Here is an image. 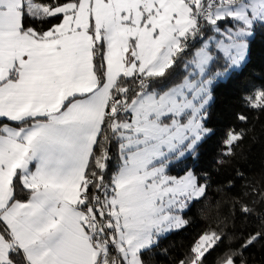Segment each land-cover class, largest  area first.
I'll return each mask as SVG.
<instances>
[{
    "label": "snow or ice",
    "instance_id": "obj_1",
    "mask_svg": "<svg viewBox=\"0 0 264 264\" xmlns=\"http://www.w3.org/2000/svg\"><path fill=\"white\" fill-rule=\"evenodd\" d=\"M258 33L264 0H0V264H146L187 229L211 187L214 88ZM242 102L264 115V87ZM245 135L227 130L216 165ZM249 195L233 209L254 226L216 264L264 244V189ZM227 227L175 264H208Z\"/></svg>",
    "mask_w": 264,
    "mask_h": 264
},
{
    "label": "trees",
    "instance_id": "obj_2",
    "mask_svg": "<svg viewBox=\"0 0 264 264\" xmlns=\"http://www.w3.org/2000/svg\"><path fill=\"white\" fill-rule=\"evenodd\" d=\"M264 87V33H258L251 44L248 68L227 79L214 88V104L210 108L209 121L216 130V137L202 150L201 167L209 171L211 187L208 198L191 210L189 227L173 232L161 239L160 245L148 254L146 264H175L187 250L193 236L228 221L226 239L218 249L208 256V264H216L218 258L239 243L240 238L254 226L248 220H241L234 213L237 201L251 199L249 189H264V115L246 108L243 97L257 88ZM245 114L248 122L239 121L236 116ZM229 128L245 130V139L237 149L235 158H228V164L218 166L220 141ZM242 172L243 177L237 175ZM232 181L229 186L228 182ZM255 207L259 210L260 205ZM223 227V225H221ZM219 230V229H217ZM246 264H264V244H257L245 250Z\"/></svg>",
    "mask_w": 264,
    "mask_h": 264
}]
</instances>
